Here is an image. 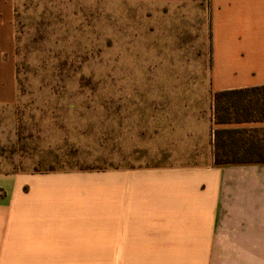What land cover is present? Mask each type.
<instances>
[{"label": "rangeland", "instance_id": "374dc122", "mask_svg": "<svg viewBox=\"0 0 264 264\" xmlns=\"http://www.w3.org/2000/svg\"><path fill=\"white\" fill-rule=\"evenodd\" d=\"M13 3L17 100L0 104V173L203 160L182 146L207 132L209 0ZM120 256L66 246L67 262Z\"/></svg>", "mask_w": 264, "mask_h": 264}, {"label": "crops", "instance_id": "0c3cea01", "mask_svg": "<svg viewBox=\"0 0 264 264\" xmlns=\"http://www.w3.org/2000/svg\"><path fill=\"white\" fill-rule=\"evenodd\" d=\"M209 11L207 132L182 146L203 160L0 173V264H79L66 246H121L116 264H264V163L214 159L217 130H264V0H209ZM13 47L14 3L0 0V104L17 100ZM223 92L239 100L230 123L217 122Z\"/></svg>", "mask_w": 264, "mask_h": 264}, {"label": "trees", "instance_id": "16d2710c", "mask_svg": "<svg viewBox=\"0 0 264 264\" xmlns=\"http://www.w3.org/2000/svg\"><path fill=\"white\" fill-rule=\"evenodd\" d=\"M264 90V87L262 88ZM236 92H223L214 95L217 111V122L237 120L241 112L235 100ZM237 101V102H236ZM221 104V108L220 107ZM221 111L222 114H218ZM216 165L264 163V130H253L250 133L242 130H222L215 132ZM59 171L48 169L42 171L35 169L33 172Z\"/></svg>", "mask_w": 264, "mask_h": 264}]
</instances>
